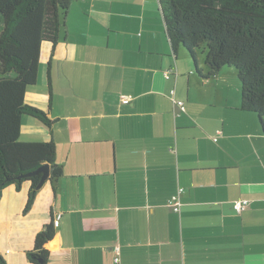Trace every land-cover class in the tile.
Instances as JSON below:
<instances>
[{
	"label": "crops",
	"instance_id": "1",
	"mask_svg": "<svg viewBox=\"0 0 264 264\" xmlns=\"http://www.w3.org/2000/svg\"><path fill=\"white\" fill-rule=\"evenodd\" d=\"M63 31L25 96L51 128L24 116L20 129L22 142L55 143L63 175L26 213L28 182L2 191L6 264H33L50 224L46 264H113L115 246L121 264H264V134L240 111L233 71L202 79L158 0H74ZM178 188L179 214L167 206Z\"/></svg>",
	"mask_w": 264,
	"mask_h": 264
},
{
	"label": "trees",
	"instance_id": "2",
	"mask_svg": "<svg viewBox=\"0 0 264 264\" xmlns=\"http://www.w3.org/2000/svg\"><path fill=\"white\" fill-rule=\"evenodd\" d=\"M73 1L0 0V196L7 187L20 190L28 182L24 213L41 189V174L34 175L36 171L49 166L47 182L52 186L63 175V167L55 162V143L22 142L20 129L23 116L51 128L47 113L27 105L25 96L36 85L43 44L49 43L54 50ZM158 3L173 50L184 48L202 79L230 68L239 82L240 111L253 114L264 134V0ZM199 53L205 54L202 68ZM52 238L53 224L35 236L34 247L27 252L31 263L46 264ZM113 252V264H121L119 247ZM0 264H6L1 255Z\"/></svg>",
	"mask_w": 264,
	"mask_h": 264
},
{
	"label": "built area",
	"instance_id": "3",
	"mask_svg": "<svg viewBox=\"0 0 264 264\" xmlns=\"http://www.w3.org/2000/svg\"><path fill=\"white\" fill-rule=\"evenodd\" d=\"M166 76L167 73L165 74ZM172 94H174V91L171 92ZM131 101V96H126L124 99H123V103L124 104H128L129 102ZM176 104L179 106V108L184 111L185 110V107H184V104L182 101H178L176 102ZM214 141H216V139H214ZM183 192V189L182 188H179L177 190V192L175 194H173L167 204L172 208L173 211L175 212H179L180 211V208H181V203H180V195L181 193ZM248 206V202L246 200H243V201H238L234 204V209L236 210V212L240 213L242 212L243 210H245ZM58 221H54V225L55 226H58ZM118 261V259L116 258V262Z\"/></svg>",
	"mask_w": 264,
	"mask_h": 264
},
{
	"label": "water",
	"instance_id": "4",
	"mask_svg": "<svg viewBox=\"0 0 264 264\" xmlns=\"http://www.w3.org/2000/svg\"><path fill=\"white\" fill-rule=\"evenodd\" d=\"M36 174H41V180L38 184V187H42L44 185L45 182H47L48 178H49V166L45 165L42 168H40L38 171H36L34 173V175Z\"/></svg>",
	"mask_w": 264,
	"mask_h": 264
},
{
	"label": "rangeland",
	"instance_id": "5",
	"mask_svg": "<svg viewBox=\"0 0 264 264\" xmlns=\"http://www.w3.org/2000/svg\"><path fill=\"white\" fill-rule=\"evenodd\" d=\"M192 60V59H191ZM198 60H200L199 62L200 63H203L204 60H205V54H202V53H199L198 54ZM31 91V90H29ZM24 117V116H23ZM9 204L8 202L5 203V199H2V201L0 202V210H7L9 208V206L7 205ZM18 209H20L19 207H17ZM12 210V208H11ZM24 210V209H22ZM6 216L4 215L3 216V219L5 218ZM1 226V225H0ZM1 231V230H0ZM2 234V232L0 233V235ZM0 243H2V241H0Z\"/></svg>",
	"mask_w": 264,
	"mask_h": 264
},
{
	"label": "clouds",
	"instance_id": "6",
	"mask_svg": "<svg viewBox=\"0 0 264 264\" xmlns=\"http://www.w3.org/2000/svg\"><path fill=\"white\" fill-rule=\"evenodd\" d=\"M165 74H166V72H165ZM171 92H172V91H171ZM171 94H172V93H171ZM125 97H126V96H125ZM125 97H124V98H125ZM124 98H123V99H124ZM123 99H122V104H124V103H123ZM131 101H132V97H131ZM131 101H130V102H131ZM130 102H129L128 104H130ZM176 102H178V101H176ZM124 105H127V104H124ZM176 105H177V104H176ZM177 106H178V105H177ZM178 108H179V106H178ZM179 109H180V108H179ZM180 110H181V109H180ZM181 111H182V110H181ZM214 139H216V141H217V138H214ZM178 189H179V188H178ZM176 192H177V191H176ZM176 192H175V193H176ZM182 193H183V192H182ZM245 210H246V209H245ZM243 211H244V210H243ZM243 211H242V212H243ZM235 212H236V210H235ZM237 213H238V212H237ZM240 213H241V212H240Z\"/></svg>",
	"mask_w": 264,
	"mask_h": 264
}]
</instances>
